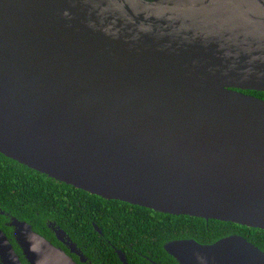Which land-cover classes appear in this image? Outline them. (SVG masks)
I'll return each instance as SVG.
<instances>
[{
  "label": "water",
  "instance_id": "obj_1",
  "mask_svg": "<svg viewBox=\"0 0 264 264\" xmlns=\"http://www.w3.org/2000/svg\"><path fill=\"white\" fill-rule=\"evenodd\" d=\"M247 90L264 91V0H0V153L105 199L264 229V98ZM11 225L27 262L0 227V264H79ZM166 250L264 264L238 234Z\"/></svg>",
  "mask_w": 264,
  "mask_h": 264
},
{
  "label": "trees",
  "instance_id": "obj_2",
  "mask_svg": "<svg viewBox=\"0 0 264 264\" xmlns=\"http://www.w3.org/2000/svg\"><path fill=\"white\" fill-rule=\"evenodd\" d=\"M246 93L264 98V91ZM13 217L28 222L46 238L56 239L50 228L56 223L95 264H124L118 250L129 264H179L166 250L168 243L195 239L210 244L232 234L264 251V229L105 199L0 153V227L26 263L15 235L8 233L7 224Z\"/></svg>",
  "mask_w": 264,
  "mask_h": 264
},
{
  "label": "flooded vegetation",
  "instance_id": "obj_3",
  "mask_svg": "<svg viewBox=\"0 0 264 264\" xmlns=\"http://www.w3.org/2000/svg\"><path fill=\"white\" fill-rule=\"evenodd\" d=\"M12 220H10L8 222V233L9 234H15V227L13 225H11ZM50 228L52 230V233L55 235L54 237H49L47 238L49 241H51L54 245L63 248L68 254L71 255V257H73V259H75L79 264H95L89 256L86 255V253L84 252V250L82 249V247H80L67 233V235L64 237L65 241H62L61 239L58 238L57 236V230L60 228L56 223H52L50 225ZM99 228V227H98ZM12 232V233H11ZM101 232V230L99 231ZM46 238V237H45ZM74 243L75 244V251H72V247L69 245V243ZM13 243V242H12ZM14 245V244H13ZM16 249V248H15ZM118 250V254H119ZM120 257V255H119ZM121 259V258H120ZM23 260V259H22ZM122 261V260H121ZM123 262V261H122ZM24 263V261H23ZM124 263V262H123Z\"/></svg>",
  "mask_w": 264,
  "mask_h": 264
}]
</instances>
